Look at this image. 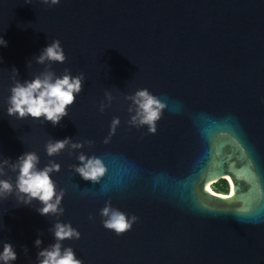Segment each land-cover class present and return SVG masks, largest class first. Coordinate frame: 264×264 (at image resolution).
Listing matches in <instances>:
<instances>
[{"label": "water", "instance_id": "95a60500", "mask_svg": "<svg viewBox=\"0 0 264 264\" xmlns=\"http://www.w3.org/2000/svg\"><path fill=\"white\" fill-rule=\"evenodd\" d=\"M27 2L0 0V158L35 152L39 168L60 165L51 177L66 192L58 219L81 234L63 246L83 264H264V0ZM54 40L67 57L52 64L56 75L85 76L68 116L55 127L9 117L12 69L21 82L33 79L45 67L36 57ZM141 89L166 106L155 134L128 125L124 96ZM105 92L113 101L100 113ZM65 138L94 144L48 157L46 143ZM81 152L103 160L99 184L70 169ZM5 171L0 179L15 183ZM221 180L227 196L206 190ZM107 201L138 217L130 231L102 226ZM40 207L0 202V251L11 243L13 264H36L55 243L57 217Z\"/></svg>", "mask_w": 264, "mask_h": 264}, {"label": "clouds", "instance_id": "9594fccd", "mask_svg": "<svg viewBox=\"0 0 264 264\" xmlns=\"http://www.w3.org/2000/svg\"><path fill=\"white\" fill-rule=\"evenodd\" d=\"M44 5L56 6L60 0H39ZM31 3V0L27 2ZM0 47H7V41L0 36ZM67 57L61 47L59 40L52 41L45 47L40 55L36 57L38 65H44V70L35 75L31 80L21 82L17 79L18 71L12 69L13 86L10 88V96L7 100V115L17 120H25L31 117L33 120L51 122L55 127L60 121L68 116V108L74 105L76 97L82 92L85 76L80 73L72 76L69 69H64L61 76H57L52 70V64H64ZM107 103L101 102L99 112L104 113L110 107L113 96L105 92ZM129 103L128 112L130 119L129 127L137 130L147 126L149 134L157 131L156 123L162 118L165 104L147 89L137 90L133 95L124 96ZM43 118V119H41ZM120 125L118 117L113 118L110 125L109 135L104 139L108 144ZM85 144L92 147L93 141L74 143L70 138L54 141L49 140L45 145L48 157L60 155L65 150L72 155L73 151L82 149ZM79 166L70 165V169L79 174L85 181L99 184L106 175L108 169L103 160L96 156H86L82 152L77 156ZM40 158L35 152H26L14 163L10 159L0 158V177H5L8 172L15 173V183L12 178L0 179V202L6 201L14 196L18 205L31 206L33 201H38L42 207L36 211L42 216H55L57 222L49 231L54 235L55 243L37 253L36 264H83L76 258L71 247H64L66 240H79L81 234L74 229L70 223L59 222V217L64 215V208L61 207L62 200L66 194L64 189L57 191V184L53 181L52 174L59 173L61 167L53 160H49L42 169L38 167ZM102 226L106 230L113 231L117 236L130 231L138 217L130 218L120 210L113 208L111 202L107 201L100 211ZM89 219H93L91 216ZM41 239L35 241V247L40 248ZM27 248H24L27 255ZM17 260L16 251L11 243H3L0 251V264H13Z\"/></svg>", "mask_w": 264, "mask_h": 264}, {"label": "trees", "instance_id": "16d2710c", "mask_svg": "<svg viewBox=\"0 0 264 264\" xmlns=\"http://www.w3.org/2000/svg\"><path fill=\"white\" fill-rule=\"evenodd\" d=\"M215 193L222 194V195H226L228 193L227 192V184L225 181H223V180L219 181V183L216 186Z\"/></svg>", "mask_w": 264, "mask_h": 264}, {"label": "bare ground", "instance_id": "6f19581e", "mask_svg": "<svg viewBox=\"0 0 264 264\" xmlns=\"http://www.w3.org/2000/svg\"><path fill=\"white\" fill-rule=\"evenodd\" d=\"M228 186H229V184H228ZM206 190H208V191H210V192H213V189L211 188V185H207ZM227 194H228V193H227ZM227 194L224 195V196H227ZM221 195H222V194H221Z\"/></svg>", "mask_w": 264, "mask_h": 264}, {"label": "rangeland", "instance_id": "374dc122", "mask_svg": "<svg viewBox=\"0 0 264 264\" xmlns=\"http://www.w3.org/2000/svg\"><path fill=\"white\" fill-rule=\"evenodd\" d=\"M225 182H226V181H225ZM218 183H219V182H217V183L211 185V188L213 189V192H215V190H216V186H217Z\"/></svg>", "mask_w": 264, "mask_h": 264}]
</instances>
